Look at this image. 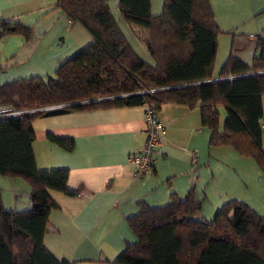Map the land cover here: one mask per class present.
<instances>
[{
	"label": "trees",
	"instance_id": "16d2710c",
	"mask_svg": "<svg viewBox=\"0 0 264 264\" xmlns=\"http://www.w3.org/2000/svg\"><path fill=\"white\" fill-rule=\"evenodd\" d=\"M54 7L71 24H81L91 42L52 75L0 84V106L22 111L108 99L0 117V176L21 178L31 193V206L19 211L5 208L0 194V264H70L43 245L49 213L57 208L48 190L76 192L67 186V169L37 168V117L144 104L157 111L167 103L198 107L201 125L210 132L208 146H231L253 159L264 176V73L257 74L264 71V35L249 66L230 55L214 75L220 31L209 0H163L157 15L150 0H117L123 22L148 33V59L131 46L108 0H56ZM28 32L8 20L0 24V39L19 34L27 40ZM118 95L123 97L109 98ZM49 139L66 150L74 145L71 138ZM137 206V214L128 217L135 239L109 264H264V217L244 202L226 201L211 221L198 216L194 187L183 197L171 193L165 204Z\"/></svg>",
	"mask_w": 264,
	"mask_h": 264
},
{
	"label": "crops",
	"instance_id": "0c3cea01",
	"mask_svg": "<svg viewBox=\"0 0 264 264\" xmlns=\"http://www.w3.org/2000/svg\"><path fill=\"white\" fill-rule=\"evenodd\" d=\"M55 2L0 0V19L29 30L27 40L19 34L0 39V84L52 75L91 42L87 30L81 24H71L54 7ZM209 3L220 31L214 75L230 55L249 66L257 38L264 35V0ZM262 106L264 123L263 97ZM158 116L163 127L162 153L143 178L133 175L129 162V154L142 147L146 136L143 105L71 111L33 120L32 148L37 168L67 169V186L76 192L68 196L48 190L57 208L49 213L43 245L57 260L109 264L135 239L128 217L137 214L138 202L154 207L167 203L171 193L183 197L200 165L210 167L209 152L219 149L207 147L210 132L201 125L198 107L167 103L161 106ZM49 136L71 138L73 148L66 150ZM191 152L196 155L194 163ZM0 194L7 209L19 211L31 206L30 187L21 178L0 176Z\"/></svg>",
	"mask_w": 264,
	"mask_h": 264
},
{
	"label": "rangeland",
	"instance_id": "374dc122",
	"mask_svg": "<svg viewBox=\"0 0 264 264\" xmlns=\"http://www.w3.org/2000/svg\"><path fill=\"white\" fill-rule=\"evenodd\" d=\"M116 2L117 0H108L113 17L135 51L148 59L146 48V41L149 39L148 33L136 27L130 29L120 18ZM162 3L163 0H151V13L153 15L160 12ZM137 43H139V46ZM56 106L61 105L48 106L43 110L55 109L54 107ZM221 115H224L223 110H221ZM206 145L209 149L214 148L208 146V141ZM262 147L264 148V138ZM216 149L219 150L214 151L213 149L209 152L210 167L201 164L199 167L200 171L193 178L194 182L191 188L194 187L196 199L201 201L198 216L206 221H211L217 208L226 201L234 199L244 202L264 217V176L255 161L250 157L241 156L231 146H219ZM198 179L199 181L196 182Z\"/></svg>",
	"mask_w": 264,
	"mask_h": 264
},
{
	"label": "built area",
	"instance_id": "2783aa9c",
	"mask_svg": "<svg viewBox=\"0 0 264 264\" xmlns=\"http://www.w3.org/2000/svg\"><path fill=\"white\" fill-rule=\"evenodd\" d=\"M4 20L0 19V24ZM232 76H229L231 78ZM145 112V140L141 148L133 150L129 154V162L132 164L133 175L137 178H143L151 172L156 165V156L162 153L161 132L162 124L160 122L158 111L152 105L144 104ZM45 108L33 110H13L9 106H0V117L20 115L40 111ZM193 163L196 160L195 153L191 154Z\"/></svg>",
	"mask_w": 264,
	"mask_h": 264
},
{
	"label": "water",
	"instance_id": "95a60500",
	"mask_svg": "<svg viewBox=\"0 0 264 264\" xmlns=\"http://www.w3.org/2000/svg\"><path fill=\"white\" fill-rule=\"evenodd\" d=\"M261 73H264V71L258 72L257 74H261ZM251 74L252 73L238 75V76H232L231 78H236V77H241V76H249ZM226 79H229V77H227V78L226 77L225 78H216V79H213V80H210V81H206V82L226 80ZM178 87H180V86H178ZM144 92H149V91H144ZM144 92H139V94L140 93H144ZM120 97H123V95L113 96V97H110V98H120ZM106 99H108V98L93 99V100H89V101H85V102H96V101H101V100H106ZM81 103H84V102L82 101V102H76V103H71V104H64V105H61V106H56L54 108L72 106V105H77V104H81Z\"/></svg>",
	"mask_w": 264,
	"mask_h": 264
}]
</instances>
